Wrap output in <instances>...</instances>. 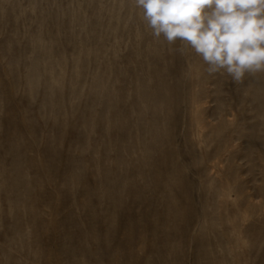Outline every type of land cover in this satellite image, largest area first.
Here are the masks:
<instances>
[{
	"label": "rangeland",
	"instance_id": "374dc122",
	"mask_svg": "<svg viewBox=\"0 0 264 264\" xmlns=\"http://www.w3.org/2000/svg\"><path fill=\"white\" fill-rule=\"evenodd\" d=\"M133 2L0 0V264H264V73Z\"/></svg>",
	"mask_w": 264,
	"mask_h": 264
},
{
	"label": "clouds",
	"instance_id": "9594fccd",
	"mask_svg": "<svg viewBox=\"0 0 264 264\" xmlns=\"http://www.w3.org/2000/svg\"><path fill=\"white\" fill-rule=\"evenodd\" d=\"M155 39L179 38L235 81L264 73V0H134Z\"/></svg>",
	"mask_w": 264,
	"mask_h": 264
},
{
	"label": "bare ground",
	"instance_id": "6f19581e",
	"mask_svg": "<svg viewBox=\"0 0 264 264\" xmlns=\"http://www.w3.org/2000/svg\"><path fill=\"white\" fill-rule=\"evenodd\" d=\"M198 125V124H197Z\"/></svg>",
	"mask_w": 264,
	"mask_h": 264
}]
</instances>
